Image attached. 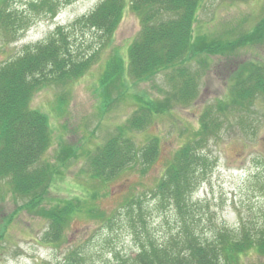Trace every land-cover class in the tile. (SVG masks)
I'll use <instances>...</instances> for the list:
<instances>
[{"label": "rangeland", "instance_id": "374dc122", "mask_svg": "<svg viewBox=\"0 0 264 264\" xmlns=\"http://www.w3.org/2000/svg\"><path fill=\"white\" fill-rule=\"evenodd\" d=\"M32 1L39 0H10L7 12L26 21V5ZM100 1L72 0L59 7L55 17L35 14L31 25L17 29L16 35L2 34L0 64L45 39L58 25L68 27ZM197 18L195 33L221 36L225 48L214 55L198 53L187 63L185 74L192 75L197 93L194 99L186 98L181 89L175 93V82L171 84L169 75L162 72L142 81L126 76L125 98L113 91L112 103L105 102L100 79L107 60L113 54L127 58L142 27L130 0L121 24L105 43L95 28L69 27L71 48L80 55L96 52L99 60L72 85L42 88L30 106L46 113L52 128V144L40 161L52 167L44 207L75 198L81 200L80 207L70 216L59 241L48 243L44 234L49 220L24 208L25 198L0 180V264H116L119 256L138 252L140 242L126 222L127 227L103 222L129 201H142L148 212L147 241L161 242L182 234V219L192 223L193 231L207 242L222 231L236 238L246 231L256 240L264 239V29H260L264 0H201ZM238 36L246 37L243 43L226 48L228 40ZM253 70H260L261 82L249 89L250 95L244 94L242 81ZM61 95L68 98L64 111L59 110ZM150 100L155 101L150 112L141 110L140 105ZM221 107L229 108L222 125L214 124L206 135H199L202 120L210 123L212 118L205 117L206 111ZM136 116L142 129H132L131 119ZM122 128L137 154L131 165L105 180L94 174L96 169L89 163L95 150L100 151ZM198 135L204 138L196 152L199 167L186 186L194 211L180 217L155 188L176 151ZM153 137L158 138L160 153L145 163L141 160L144 147ZM179 194L184 195L182 184ZM234 264H264V253L257 248L247 250Z\"/></svg>", "mask_w": 264, "mask_h": 264}, {"label": "trees", "instance_id": "16d2710c", "mask_svg": "<svg viewBox=\"0 0 264 264\" xmlns=\"http://www.w3.org/2000/svg\"><path fill=\"white\" fill-rule=\"evenodd\" d=\"M9 1L0 0V39L4 33L8 37L10 34L16 35L14 31L30 25L36 17L35 14L54 15L72 0H63L60 3L57 0L28 2L26 21L19 15L8 13L11 11L8 8ZM130 1L132 10L141 19L142 27L129 47L127 59L113 54L107 60L100 79L105 102L112 103L113 91H118L119 98L125 96L124 81L128 74L131 78L142 81L154 78L162 72L169 75L171 84L175 82L178 87L175 93L181 89L185 91L186 98L194 99L197 93L194 82L190 81L192 75L185 74L189 71L187 63L198 53H201L200 56L214 55L216 50L225 48L223 37L208 38L195 33L201 0ZM126 2L127 0H102L89 15L78 18L75 25L95 28L98 37L105 43V39L114 36L121 23ZM260 25V29H264V19ZM69 27L71 26L57 27L45 40L27 46L22 54L0 64V180L7 182L15 194L25 198L26 202L22 205H25L24 208L44 215L49 220L44 234L48 243L59 241L70 216L80 207L81 200H64L48 209L44 207L52 167L46 163L40 164V161L43 153L52 144V128L47 114L33 109L30 101L38 91L48 85H72L99 60L96 52L80 55L71 48L72 36ZM245 38L238 36L227 39L229 42L226 43V48L240 46ZM260 73V70H254L247 80L242 81L244 94L250 95L249 89L260 84ZM254 75L257 77L255 81ZM67 99L60 96L59 110L66 108ZM154 102L145 101L140 109L150 112ZM211 116L210 123L207 119L202 120L203 127L199 135H206L207 130L214 124L220 127L223 123L221 118L226 113L219 108L206 111L205 117ZM131 120L133 130L142 129L138 116ZM124 133L127 132L122 128L100 151L95 150L90 161L91 168L94 166L96 169H93L95 175L107 179L131 165L137 150L130 136L126 137ZM199 135L193 143L183 145L176 151L166 175L155 188L156 194H162L168 203L173 199V205L182 217L191 215L194 210L192 205H188L186 186L199 167L200 157L196 152L204 139L200 140ZM144 148L146 151L141 157L143 162L149 163L158 158L160 144L157 137L149 139ZM181 184L183 196L179 194ZM142 205V201H129L103 222L109 227H124L126 222L140 242L141 250L138 253L128 257L119 256L116 264H222L223 260L224 264H234L243 252L252 247L264 253V239L256 240L253 234L246 231L237 240L225 231L217 240L204 242L194 231L183 227L184 229H180L182 234L178 233L167 242L147 241L142 232L147 230L148 212ZM23 207H19L20 211ZM71 256L79 257L75 253H71Z\"/></svg>", "mask_w": 264, "mask_h": 264}]
</instances>
